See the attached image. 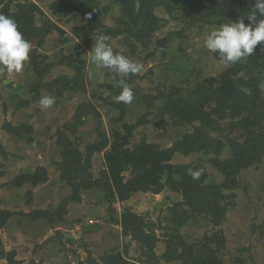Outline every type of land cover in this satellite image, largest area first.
Listing matches in <instances>:
<instances>
[{"label":"rangeland","instance_id":"obj_1","mask_svg":"<svg viewBox=\"0 0 264 264\" xmlns=\"http://www.w3.org/2000/svg\"><path fill=\"white\" fill-rule=\"evenodd\" d=\"M8 1H0V14ZM145 1L96 3L97 18L115 34L107 35V43L142 66L126 80L133 101L122 103L124 121L135 125L129 148L144 144V150H167L201 128L211 141L220 143V153L216 155L213 147L177 151L169 163L202 170L205 185L220 193L218 206L211 213L192 215L182 192L168 187L158 194L134 192L125 201L109 200L104 190L92 187L80 190L78 202L70 199L76 195L75 187L61 177L58 165L63 161L64 138L85 154L86 145L105 133L108 145L91 155L87 167L94 181L103 180L105 153L113 133L122 132L115 106L120 77L91 62L97 35L86 34L82 15L87 0H10L9 13L21 6L37 7L39 11L31 12L39 32L25 38L32 48L19 73L0 66V210L12 213L0 228V264H12L9 256L13 264H186L189 253L197 257L204 244L211 245L214 264H264V154L235 175L219 170L216 159L230 158L234 143L245 140L243 130L234 125L245 115L231 117L228 110L226 117L220 116L219 110L227 109L220 106L226 99H215L228 78L237 89L247 79L254 83L255 69L247 65L262 54L254 51L236 63H222L218 53L204 47L209 32L220 25L196 17V3L191 8L181 3L175 9L162 0L152 8L156 26L141 32L123 10L128 8L130 17L147 14L152 5ZM59 3L70 12L61 11ZM211 95L214 99L201 103ZM46 96L55 103L45 109L40 100ZM263 99L261 91L257 104ZM123 174L125 179L132 176L130 170ZM37 210L49 216L59 211L60 223L26 216ZM125 211L154 224L152 254L118 223ZM83 225L96 229L83 232ZM220 238L222 247L216 244ZM174 251L180 259H170Z\"/></svg>","mask_w":264,"mask_h":264},{"label":"trees","instance_id":"obj_2","mask_svg":"<svg viewBox=\"0 0 264 264\" xmlns=\"http://www.w3.org/2000/svg\"><path fill=\"white\" fill-rule=\"evenodd\" d=\"M2 1V0H0ZM145 1V0H140ZM162 0H147V6L152 5L147 14L138 12L137 17H130L128 8L123 10L124 16H128L130 22L137 25V29L141 32L147 28H153L156 26V17L152 13V8L155 4H159ZM168 3H172L175 9L181 6V3H187L189 7L196 3L199 15L196 13V17H199L202 22L217 23L219 25L224 23L235 22L238 19H245V24H248L247 15L255 0H165ZM10 0L6 3V7L2 10V14L13 18L19 28V31L23 34L24 38H30L36 36L39 29L33 26L34 15L32 10H37V7L33 4L29 6H21V8L13 13L8 12ZM97 0H87L86 11L82 17L86 18V34L87 36H95L98 34L115 35L113 30L103 25L97 18L98 8L96 6ZM61 11L64 13L70 12L69 7L59 3ZM125 7H127L125 5ZM32 11V12H31ZM257 19H260L257 15ZM77 30V29H76ZM117 33V31H116ZM140 38V35H139ZM141 40V39H139ZM254 51L261 52V56L252 63L247 65L250 69H255L254 76L255 82L251 83L253 79H247L246 85L240 86L239 89L228 78L226 81V87L215 99H226L220 106L227 107L226 110L221 108L219 110L220 116L226 117H238L245 115L238 123L234 125L240 127L243 130L245 140L241 143H234L233 151L230 158L221 161L216 159L217 167L220 171L227 174L235 175L241 168H244L252 163L259 162L264 154V111L262 106L264 105V99L257 104L259 93L264 91V42L258 44ZM240 68V67H238ZM237 70L231 71L234 75ZM77 73L79 74L78 70ZM261 81V82H260ZM260 85L262 87L258 88ZM250 90L248 93L241 91V88ZM214 99L211 95L208 98L201 100V103H208V100ZM232 100L231 104L228 101ZM123 102L117 101L115 104L116 109L119 110V117L117 121L120 123L122 132L113 133V142L110 146V150L105 153V159L107 164V172L104 173L103 180H93L92 174L87 171L89 166L91 155L95 151H100L102 148L108 145L105 133H101L100 139L96 142L86 145L83 154L79 151V145L73 144L67 137L64 138L65 149L63 151V161L58 164L61 170V177L64 178L69 184L73 185L75 196H71L70 199L79 201L80 197L78 193L80 190L90 189L97 187L106 192L107 197L112 200L125 201L129 199L134 192H151L158 194L165 187L174 191H181L185 204L190 207L192 215H200L211 213V210L215 209L220 202V193L216 187L206 186L204 183L205 174L198 180H194L189 174L191 171H199L192 168L190 165H174L169 163L172 155L177 152H192L199 151L201 149L207 150L210 147L215 148V154L220 153V143L215 144L210 140L206 132L201 128L195 130L191 135L184 136L182 140L176 141L167 150L150 151L149 149H143V145L130 150L129 145L133 135L135 125H130L124 121V108ZM219 106V107H220ZM72 135L75 138V132L72 131ZM83 155H86L83 160ZM82 162H85L84 164ZM130 170L132 173L131 178L125 179L124 172ZM167 174L165 182H162L163 176ZM176 176V178H175ZM44 179V178H42ZM80 181L79 183H77ZM76 184V185H75ZM65 210V209H64ZM61 211V212H64ZM12 215L10 211L0 210V228H2L8 218ZM31 219L37 217H45L51 224L60 223L61 215L59 211L53 216H49L47 212L37 210L26 215ZM118 223L123 229L129 230L134 238L138 239L149 251L153 253V247L155 246L156 236L153 233L154 224L152 222H145L144 219L135 213L125 211L121 214ZM147 228V231L144 228ZM219 246H223L224 242L220 238L216 243ZM203 249L198 250L197 257H193L192 253L186 257V264H214L215 253L211 249V245L204 244ZM189 248L186 247L184 252ZM203 250V251H202ZM120 260L119 255L116 256ZM12 264L13 261L9 256ZM170 259L178 260L180 255L176 251L172 253ZM113 261V260H111ZM165 261H169L166 257ZM117 262V260H115ZM110 263V261L108 262Z\"/></svg>","mask_w":264,"mask_h":264},{"label":"clouds","instance_id":"obj_3","mask_svg":"<svg viewBox=\"0 0 264 264\" xmlns=\"http://www.w3.org/2000/svg\"><path fill=\"white\" fill-rule=\"evenodd\" d=\"M259 15L260 19H257ZM245 19L224 23L211 30L204 41V47L213 53H218L222 63H236L254 54L256 46L264 42V0H255ZM109 37L98 34L94 47L90 51L91 62L100 69H111L119 77L118 86L121 92L116 98L119 102L130 104L134 99V92L126 80L130 75L142 71V66L127 56L115 53L107 43ZM32 45L19 31L16 21L4 14H0V66L9 73H19L24 63L29 59ZM248 93L250 90L241 88ZM55 103L53 97H42L40 104L43 108H50ZM194 180L202 175V170L191 171Z\"/></svg>","mask_w":264,"mask_h":264},{"label":"water","instance_id":"obj_4","mask_svg":"<svg viewBox=\"0 0 264 264\" xmlns=\"http://www.w3.org/2000/svg\"><path fill=\"white\" fill-rule=\"evenodd\" d=\"M96 228L95 227H91V226H89V225H83L82 227H81V230L83 231V232H88V231H92V230H95Z\"/></svg>","mask_w":264,"mask_h":264}]
</instances>
